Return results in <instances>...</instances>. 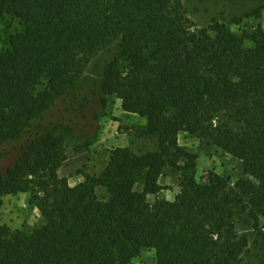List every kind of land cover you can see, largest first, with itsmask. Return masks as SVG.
Segmentation results:
<instances>
[{"label":"trees","instance_id":"trees-1","mask_svg":"<svg viewBox=\"0 0 264 264\" xmlns=\"http://www.w3.org/2000/svg\"><path fill=\"white\" fill-rule=\"evenodd\" d=\"M19 21L0 49V143L26 136L3 176L7 195L38 194L45 221L30 232L0 224V264H244L245 212L264 249V32L238 36L224 23L197 29L182 0H0ZM117 44L102 88L144 120L153 152L110 151L98 175L69 186L57 171L64 140L39 121L76 88L89 63ZM247 44V45H246ZM210 139L241 163L233 187L178 143ZM164 168L179 172L173 200H156ZM105 192L99 199L96 189Z\"/></svg>","mask_w":264,"mask_h":264},{"label":"rangeland","instance_id":"rangeland-1","mask_svg":"<svg viewBox=\"0 0 264 264\" xmlns=\"http://www.w3.org/2000/svg\"><path fill=\"white\" fill-rule=\"evenodd\" d=\"M186 17L197 29L212 21L224 23L238 36L253 33L257 26L264 32V0H182ZM19 21L0 14V49L7 37L20 30ZM247 45V44H246ZM117 44L98 53L89 63L75 89L66 94L44 115L39 123L63 137L64 161L57 171L69 186L81 183L84 174L98 175L108 161L110 151L128 147L136 154L153 152L155 137L142 134L144 120L126 113L115 96L105 94L102 80L109 62L119 55ZM26 136L0 143V176L18 160L25 148ZM178 143L197 155V177L203 179L213 172L233 187L242 178L240 161L218 150L210 139H201L182 133ZM179 172L164 168L159 178L162 190L147 197L148 202L173 200L178 193ZM99 199L106 197L97 188ZM35 200L38 194L34 193ZM32 194L7 195L0 202V224L11 231L30 232L44 226L45 221L36 208ZM239 235L247 238L244 264H264V249L258 244L257 228L245 212L236 215ZM134 264H155L154 254L143 250Z\"/></svg>","mask_w":264,"mask_h":264}]
</instances>
